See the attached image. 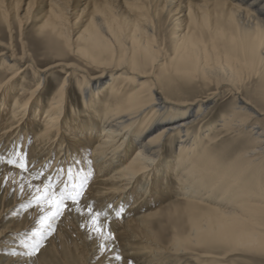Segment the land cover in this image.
Instances as JSON below:
<instances>
[{
    "label": "bare ground",
    "instance_id": "obj_1",
    "mask_svg": "<svg viewBox=\"0 0 264 264\" xmlns=\"http://www.w3.org/2000/svg\"><path fill=\"white\" fill-rule=\"evenodd\" d=\"M80 2L0 0V21L10 30L0 33V184L14 190L12 206L0 211V223L8 216L12 223L0 230V264H44L37 252L29 254L36 243L46 264L73 255L77 264H166L169 255L184 254L199 264H226L225 256L245 253L264 263V126L258 122L264 117V0ZM160 10L178 24L168 49L158 40ZM30 23L37 28L26 35ZM74 58L97 75L80 77L84 112L73 108L68 117L74 66L67 60ZM158 67L169 74L165 87L153 76ZM55 68L66 78L46 98L41 74ZM28 69L38 72L39 83L14 100L16 84L24 91L30 86L21 78ZM252 79L258 87L243 89L247 101L237 86ZM174 81H202L236 97V113L223 118L217 136L210 137L211 127L194 130L206 121L212 94L173 103L182 91ZM229 131L252 138L230 160L217 150ZM174 140L176 154L164 165L165 146ZM169 178L176 182L170 192L186 203L188 228L162 243L153 231L161 211L156 199ZM53 195H63L65 206L49 230L40 221L55 211ZM37 229L43 239L33 235ZM202 246L208 250L198 251ZM216 250L223 256L212 255Z\"/></svg>",
    "mask_w": 264,
    "mask_h": 264
},
{
    "label": "rangeland",
    "instance_id": "obj_2",
    "mask_svg": "<svg viewBox=\"0 0 264 264\" xmlns=\"http://www.w3.org/2000/svg\"><path fill=\"white\" fill-rule=\"evenodd\" d=\"M88 0H81L79 5H83L85 4V2ZM159 4L158 1L155 3V5ZM153 16L156 15V12H153ZM157 19L159 18L161 20L160 24V34L158 37L159 43L160 45L163 44L165 49H168L170 46V42H169V38L172 37V35L177 32V27L178 24H174L173 22H171L170 20V16L168 15V13L164 12L163 10H160L158 12V14L156 15ZM13 28V32H17V34H15V44L17 46V48L21 49V44H20V35H19V30L21 31V28L19 27V24L17 22H13L12 25ZM24 31H27L26 35H30V31H34L37 27H35L33 24H27L24 27ZM162 31V32H161ZM3 32H7L6 36H9L8 32H10V30L8 31L7 26L0 21V33ZM161 40V41H160ZM8 42V41H7ZM38 49V48H37ZM36 49V50H37ZM35 58L38 60H42L43 56L41 51L36 52ZM58 61H54L51 62L50 64H44L43 66H41V70H44L46 68H48L51 65H55L57 64ZM69 65L74 66L73 69L71 70V73L73 74L71 76V78L68 79V85L66 87L67 90V97H68V108H67V114L71 113V110L73 108L76 109H81V112H84V108L82 106V96L79 90V86H80V77L83 76V73L90 75L91 77H95L97 75V73L91 72L89 69H87L85 67V65L78 61L76 58L74 59H68L67 60ZM76 71H79L76 73ZM149 71V70H148ZM67 72L62 71L61 68H55V69H51V71H47L46 73H42L41 75H43L46 78V86L43 89L46 98H50L52 97V95L54 94L53 92V86L54 85H58V83H62L65 78H66V74ZM38 72L36 73V75L33 74L32 71H29V69L27 71H25L23 74H21V78H26V80L28 81V83L30 84L29 87H27V90H23L20 89V85L21 82L16 84V87L18 88V90L15 92L14 96V100L21 98V96H23V94H27L28 92H30V90H34L36 88V86L39 83V78H38ZM70 74V73H69ZM167 73H163V71H161L158 68H156L153 71V76L154 77H158L160 79V85L162 87H165L167 85L168 82L166 81L167 78L169 77V74ZM156 75V76H155ZM117 76V74L114 75V77ZM22 81V80H21ZM173 86H178L179 88L182 89L181 96L179 97H174L173 99H171L170 101L173 103H177L179 104L180 101H185L188 100L187 102H192L195 101V99H199V98H204L207 97L209 95H211L210 100H209V104L207 106L206 109V116H205V122L196 126V128L194 129L195 131L198 129H202L203 131H207L208 128H210L209 130V135L210 137L212 136H217L218 134L216 133L220 127L223 121L224 117H228V115H232V113H236V108L239 105V102L236 101V97L233 96V94L231 92H229L228 89L226 90H221L220 92H218L219 90H217V88L214 85H211V87H206L205 84L202 81H198L195 82L193 84H179L176 81L173 82ZM79 85V86H78ZM160 86V88L162 89V87ZM247 86V87H245ZM178 87H174V88H178ZM239 87V89H241L242 93V99H245L247 101L250 100L249 97L246 96V94L244 93L243 89L247 88L248 90H256L258 87L257 84V80H250L247 83H245L244 87H240L237 86V88ZM251 87V88H250ZM254 88V89H253ZM20 89V90H19ZM170 89L173 90V87ZM165 91V90H164ZM22 95H21V93ZM253 100V99H252ZM13 101V100H12ZM210 107V108H209ZM70 111H69V110ZM208 111V112H207ZM44 113L41 115L43 116ZM236 116H240L243 117L241 115H236ZM69 117V114H68ZM6 118V117H5ZM244 119V117H243ZM263 119V120H262ZM259 123L263 124L264 126V117L260 118V120L258 121ZM257 123V120H254L251 122L250 127H248L245 132L249 134V130L252 126H255V124ZM40 123H37V125L34 127V132L33 134H30L27 137L26 140V147L28 148V150L31 148V146L34 143V136L36 135L35 130L37 131L38 127H39ZM208 128H207V127ZM213 127V128H212ZM213 130V131H212ZM211 132V133H210ZM224 137L220 140L217 150L224 152L229 156V160L233 159L235 157H237L240 153L241 150L240 148H249L251 146V142H252V138L251 137H242V135L238 134V133H234L232 131H229L227 134H223ZM204 141V142H203ZM201 142V144H205L206 140H203ZM94 146V144H92L90 147L92 148ZM30 147V148H29ZM177 147V140L173 141V146L170 147L169 144L167 145V147L165 146V155L162 159V164L166 165L165 163L167 162V160L172 159L175 154H176V149ZM239 148V149H238ZM234 153V154H232ZM165 158V159H164ZM164 165L161 166V168H165L163 167ZM23 169H26V166L23 167ZM167 180V179H166ZM170 180V181H169ZM167 182V183H166ZM172 183V184H171ZM163 185L165 186V190L160 188V190L157 192V194L160 196L159 201L158 199H156V203L158 205H156L158 207L160 211V213L158 214L159 216H157L154 220L156 222L155 228L153 229L154 234L156 236L157 239H159L160 241L163 240L166 242L168 240H170L174 234H176L177 230L180 231V228H184L185 230L188 228V218L189 216H187V214L185 212H183V210H185V201L183 200H179L177 197V193L172 190V192H170L169 187L170 188H175L176 187V182L173 181V178H169L167 181H165L163 183ZM8 188L5 186V184L1 183L0 184V211L2 210L4 204L6 203L8 206H12L13 201H14V190H11L10 193H7ZM83 193V192H82ZM167 193V196H166ZM171 193V194H170ZM165 194V195H164ZM171 195L173 197H171ZM170 197V198H169ZM160 202V203H159ZM167 202V203H166ZM160 204V205H159ZM182 209V210H180ZM205 209L204 207L201 208V210ZM180 215V216H179ZM182 215V216H181ZM5 221H2L0 223V230H3L5 228H8L12 223H11V219L10 216L5 217ZM163 239V240H162ZM198 251L201 252H205L204 250H208L207 247L202 246L200 248H197ZM41 251V250H40ZM207 252V251H206ZM214 256H223V251L222 250H216V251H212ZM35 257L38 258L39 262H43L44 264L47 263V255H45L44 252H37L35 255ZM226 258H224V261H226V264H264V263H260V259L258 257H256L253 254H232V255H227L225 256ZM76 256H68L67 258H65L64 260L59 259L57 262L55 261H49V264H77V260L75 259ZM43 260V261H42ZM234 261V262H233ZM255 261V262H254ZM166 264H199V262L196 260V257L193 255H169L166 259H164V261ZM212 260H208L206 263H211ZM214 262V261H213ZM96 261L91 260L88 264H95Z\"/></svg>",
    "mask_w": 264,
    "mask_h": 264
},
{
    "label": "snow or ice",
    "instance_id": "obj_3",
    "mask_svg": "<svg viewBox=\"0 0 264 264\" xmlns=\"http://www.w3.org/2000/svg\"><path fill=\"white\" fill-rule=\"evenodd\" d=\"M20 166L24 167V165H20ZM79 195H80V193H79V191H77L76 192V196H79ZM69 198H71L73 200L74 204L76 203L75 197H69ZM45 199H47V197H45ZM64 199L65 198L63 197V195H61V197H59V198H55L54 195H53L52 205L51 206L54 207L55 211L52 212L51 217L43 216L41 218L40 223H41L42 228H43L44 225H47L48 229L50 230L51 229V224L49 223V220L50 219H54L56 216L62 215V211H63V208L65 206L64 205ZM89 212L91 213L92 210L89 209ZM96 216H98V214L93 215V220L96 219ZM94 227H95V230L97 232L101 231V229L99 227H96L95 225H94ZM33 235L34 236H40V238L43 239V236L41 235V229H37V231ZM108 238H110V234H109ZM39 248H40V244L39 243L33 244L32 245V251L29 254L30 255L31 254H35L36 252L39 251Z\"/></svg>",
    "mask_w": 264,
    "mask_h": 264
}]
</instances>
